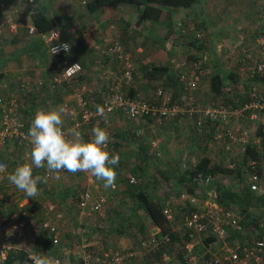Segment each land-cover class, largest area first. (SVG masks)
Returning <instances> with one entry per match:
<instances>
[{
    "label": "built area",
    "instance_id": "obj_1",
    "mask_svg": "<svg viewBox=\"0 0 264 264\" xmlns=\"http://www.w3.org/2000/svg\"><path fill=\"white\" fill-rule=\"evenodd\" d=\"M7 5V2L0 0V31L7 29L11 33H16L23 25L21 22L10 20L7 15ZM176 28H183L181 21L176 23ZM35 30L33 25H27L28 35L34 36ZM39 36L47 47L49 56L47 66L53 69L48 79L49 86L73 89L72 104L67 100L61 106L66 110L64 117L67 126L63 128L66 133L76 129L83 138L91 139L92 129L99 126L107 130L110 141H113L114 131L111 130L110 123L112 116L118 115L128 121L138 122L132 132L136 138H142L149 126L173 121L183 115L188 118L194 116L197 126L202 127L207 121L221 125L223 129L218 130V134L228 137L232 143L241 144L240 151L244 155L248 145V131L236 125L232 126L229 122L234 119L240 120L242 113L249 111L250 119L259 122L263 143L260 141L261 144L257 147L261 158L259 160L247 158L244 168L249 174L247 184L250 190L262 191L260 183L264 180V93L259 91L254 82L250 83L247 89L242 88L238 92L242 94L243 100L238 97L234 106L228 103L231 98L230 93L235 87L232 83L223 88L225 97L214 95L211 101L202 107L197 103L195 96V92L199 89L201 60L198 57L190 58L185 54L175 66V77L187 95L189 107L173 102L172 96L161 85L155 87L153 98L130 96L126 93V86L133 80L134 63L123 44L112 41L104 45L99 52L101 82L99 90L93 92L84 83H78V79L72 81L79 77L83 67L75 60L62 58L70 51L66 53L60 46L68 44L70 47V44L60 38L59 31L52 29L47 33H40ZM203 39L204 32L195 30L191 42L199 45ZM54 47L60 50L53 53ZM112 60L115 63L114 67L110 65ZM239 64L241 74L253 80L257 78L262 84L264 83V35L258 36L251 45L242 46ZM30 83V80L25 78L20 82L19 88L28 92L32 89ZM227 96L230 98L227 99ZM17 99L13 94L0 95V144L15 141L22 149L17 160L18 164H22L30 160L31 144L27 137L28 121L19 110ZM96 105L104 108L103 116L97 114ZM144 122H147V125ZM218 134L216 138L221 136ZM148 145L154 150L156 157L161 155L157 139L150 138ZM199 161L200 159L195 156L187 157L185 154L180 162L182 171L187 175L177 195L182 210L180 216L176 218L169 205L164 206L163 209L167 220L172 222L170 227L174 234V242L171 235L162 233L159 227L148 236L141 238L138 247L132 249L108 246L95 248L84 239L77 264H143L140 259L142 253L159 251L171 243L180 252L185 264L201 262L264 264V219L257 228H245L242 224L243 213L240 208L218 201V183L221 179L204 171L190 173ZM33 174L44 177V181H47L59 172L48 171L45 167ZM126 179L129 185H137L138 180L135 175L128 174ZM90 182L92 183V180ZM104 202L105 199L101 195L94 199L89 189L80 190L78 193L79 210L87 215L98 213ZM62 217L60 212L56 213V218ZM41 235L51 236L55 247L64 233L58 227L56 220L41 219L30 212L20 210L14 215L4 217L0 221L1 264H6L5 261L10 254L13 257L17 255L14 253L24 254V257L13 259V264H32L28 259L29 252L44 253L61 259L48 250L40 249L41 244L38 239Z\"/></svg>",
    "mask_w": 264,
    "mask_h": 264
},
{
    "label": "crops",
    "instance_id": "obj_2",
    "mask_svg": "<svg viewBox=\"0 0 264 264\" xmlns=\"http://www.w3.org/2000/svg\"><path fill=\"white\" fill-rule=\"evenodd\" d=\"M10 1L13 4L15 2L16 6L19 5V3L22 4L21 8L18 10L19 15L12 18L14 19L12 21L21 22L22 25L23 23L30 25V10L27 4L23 3V0ZM39 2L45 4V6L57 16L56 25L53 28L59 31L61 39L69 41L73 58H75V50H78V58L84 68L80 82L84 83L88 89L93 92L100 88L101 81L99 76L101 71L98 61H100L99 52L101 48L112 41H119L123 44L126 51L129 52L135 67L133 80L126 86V93L128 95H140L145 98H153L154 87L158 85L164 87L165 90L170 89V91L176 92V90H173V85L177 82L175 79V66L176 62L185 54L189 57H198L201 60L202 67L199 88L203 87V83L207 80L206 85L209 92L216 95L212 89L213 80L211 79L212 76L217 74L220 75V88L223 89L227 84L234 83L236 88L234 87V90L230 93L231 98L228 102L231 105L236 103L238 97H240V100H243L242 94L240 95L238 92L243 86L247 89L252 82L258 86L261 93H264V83L262 84L257 78L253 80L241 74L239 64L242 46H249L258 36L264 35V0H198L196 4L188 8L165 9L156 21L140 19V9L131 4L119 3L104 6L94 12H90L87 10L86 0H40ZM23 6L24 10H22ZM21 15L25 17V22L17 19V17L19 18ZM178 21L184 23V26L182 24L183 28H176V23ZM4 30L8 31L7 29ZM193 30H201L204 32V39L199 45H195V43L192 44L191 42L194 33ZM26 34V32L20 31L19 28L16 33H11L12 38H10L11 40L9 41L18 46L12 54L14 57L18 58V62H20L22 58H25L31 59L30 63L33 64L31 66L32 71L30 72H27L28 70L22 67L16 68L15 72L12 71V75L15 77L17 74L22 76L23 74L26 75L29 73L31 74V79H36L30 83L32 90L33 87L37 89L36 92L28 91V93L31 94L28 99H23V97L17 99L19 110L29 123L27 125H31V120L38 108H59L62 106L61 104L63 101L72 100V92L69 91V89L67 90L60 87L61 90L56 92V94L59 93L60 95L51 98V91H49L45 83L43 84L48 69L46 61L49 58L47 48L45 47L46 45L41 40L35 41L36 38L27 36ZM3 36H5V34ZM23 44H25L28 50L26 48H20ZM3 64L4 63L0 61V74L2 73V76H0V83L3 81L2 77H4L5 72L11 69H6V64H4L5 67H3ZM110 65L114 67L115 63L113 60ZM151 66L164 68L165 72L150 79L144 75V71L146 67ZM26 77L29 78V76ZM8 90L11 89L9 88ZM14 92L18 94L23 91L19 86H16L13 92L9 91V93L6 92V94H13ZM208 96H210V94ZM248 112L245 113L248 114ZM65 119L66 118L63 116V128L67 126ZM111 122L117 146L114 150L112 149V152L115 151V153L120 154V160L129 163V165L133 167L134 162L124 160L126 154L122 155L128 152V150H125L124 147L120 150V141L122 142V139L126 138L127 130L130 129L131 124L125 122V120L118 115L112 116ZM207 124L208 125H204V127L201 128L203 132L202 134L200 133L201 138H212L213 136V138H216L219 132L216 127L218 123L207 121ZM229 124L232 126H243L241 128L246 127L248 132H251L253 138L249 143H254L256 147L260 146L262 133L257 120L250 119L248 115L242 116L240 120H231ZM222 137L227 142L229 141L228 137H224L223 135ZM13 142L15 143V141ZM198 143L200 144L201 141H198ZM232 144L237 150L238 147L240 148L241 146L239 143ZM7 147V144L4 145V147H1L0 144V162H4L8 166L10 172L17 164L9 160L11 157L9 148ZM129 151L131 156L135 155L133 150ZM179 152L182 153L183 151L177 150L175 156L178 155ZM165 153L168 155V146L165 148ZM184 154L183 152L181 157L184 156ZM142 160H145L143 161V167H145L147 160L144 158ZM175 160L177 167L179 159L177 160L175 158ZM171 162L172 160L168 159L167 156V159L164 160L161 165L165 168L169 166ZM135 163L137 165V162ZM118 165L120 167L121 164ZM114 168L117 169L118 166H114ZM179 173L182 174L183 179H179L174 183H172V181L165 182L164 188L155 194L159 200L163 201L166 205H168V201H175L176 210L173 211V215L176 216V218L182 213L178 204L177 195L183 183L186 181V178H184L186 175L184 171H179ZM140 177L143 178L142 175H140ZM146 178L147 181L144 182L145 186L150 184L148 182V177ZM77 181L78 180L70 182L72 184L68 182L66 185L64 184L62 188L59 186L61 182L59 179L51 180V182H49V180H47V182H41L38 184V195L33 198L27 197L25 193L16 189L14 185L8 183L6 178L1 180L0 221L6 216L18 213L20 210L30 212L35 216L38 215V210H40L41 215L43 214L46 218H49V216L52 217V214H50L52 212L49 208L55 207L56 203L64 207L63 212H60L62 216L66 213L68 217H71L70 214H73V208L78 216L85 217L83 215L86 214L79 210L77 202L75 201L74 189L78 186H83L84 188L90 185L91 182H89V184L88 180H83L82 177L78 182ZM93 181L95 184H91L92 186H89V188L92 189L94 196H98L97 193L104 194L99 190V186L97 185L100 180L94 178ZM66 186H68V188ZM93 187L95 189H93ZM48 188H51V192ZM44 191L48 193V195L45 196ZM113 191L114 192L111 194H119L121 188L118 187V192L116 190ZM109 195L110 194L107 193L106 197L101 195L104 197L105 203L108 202ZM127 195L126 200L129 201V204L128 208L126 207V210L128 209L126 213L123 208L105 213L104 217L109 221L113 220L111 224L115 228H107V226H105L103 229L102 225H100L99 229L96 226L87 227L89 232L84 233L79 227H74V225H77V222H75L74 225L70 224L72 226L70 228L68 224V228H62L64 236L62 235L63 237L59 238L58 244L55 245V247L53 246L51 254L60 256L62 262L66 260L68 264H77L81 256L82 246H84V239H86L87 243L91 244V247L95 248L101 246L121 247L126 249L138 247L139 240L148 236L156 227L144 213H141V211H134L135 205L133 200L135 197L132 190L127 192ZM40 196L44 198V200H39ZM44 196L48 199H45ZM118 198L120 204L124 196L120 193ZM105 203L102 204V208L97 214L103 211L105 208L104 206H108V204L105 205ZM55 217L56 213L53 215V218ZM138 217H143L145 219V225L142 224V220L140 222L134 221V219ZM169 223L172 224V222ZM102 232L106 233L109 239L108 241L105 237L101 239L99 234ZM143 232L145 233L143 234ZM141 234L144 236L142 235L143 237L138 240L137 237ZM135 235H137V237ZM133 236L136 237L135 240H132ZM174 240L175 238L173 242ZM104 241L105 244H103ZM172 250H174V254ZM146 254L152 255L154 258L151 259L149 257V260L144 258V264H154L157 263V261L161 262V260L166 264V261L170 260L172 256L178 257L181 263L185 264L182 255L178 252L173 243L162 247L156 252L150 251L142 253V255ZM8 260L9 258L5 261L6 264H9ZM1 263L2 262H0V264ZM10 264H13L12 261Z\"/></svg>",
    "mask_w": 264,
    "mask_h": 264
},
{
    "label": "rangeland",
    "instance_id": "obj_3",
    "mask_svg": "<svg viewBox=\"0 0 264 264\" xmlns=\"http://www.w3.org/2000/svg\"><path fill=\"white\" fill-rule=\"evenodd\" d=\"M21 6H22V4H20V3H19V5L16 6L15 2L13 4L11 1H9V5L7 6L8 7L7 8V14L9 15L10 20H14L12 18H15L17 15H19L18 10H19V8H21ZM25 9H26V7H25ZM22 10H24V6H23ZM17 19H18V17H17ZM20 31L25 32V29L23 27H20ZM0 32H1L0 33V61H2L4 64H6V67L3 64L4 65L3 67H5L6 69L11 68V69H9L10 71L5 72L4 77H2L3 81H1V83H0V95H1V94H6V92L9 93V91L13 92L15 90V87L19 84V82H21L23 79L27 78L26 76H29L28 80H30V82H33V80L35 81L36 79L35 78L31 79L32 77H31V74H29V73H27L26 75L23 74L22 76L20 74H17L16 77L12 75L13 74L12 71L15 72L16 68H18V67L26 68L28 70L27 72L32 71L31 66L33 64L30 63L31 59H25V58H22L21 61L18 62V58L14 57L12 55L14 53V51L18 48V46H16L15 43H11L9 41V40H11L10 38H12L11 32H8L5 30H2ZM4 34H5V36H3ZM9 55H10V57H9ZM206 82H207V80L205 81V83H203V87H200L195 92L197 103L199 105H201L202 107L206 106L207 103H209V101H211L212 96H214V94L209 92L207 85H206ZM155 87H154V90H155ZM9 88L11 90H8ZM31 88H32V86H31ZM179 88H178V83L176 82L173 85V90H176V92H172V91H170V89L166 90V91L169 92V94L172 96L173 102H176L179 104H184L185 107H189L190 105L187 103L186 93L184 92L183 89H181V88L179 89ZM243 89H246V88L243 86ZM31 90H29V91L31 92ZM36 90L37 89H35L33 87L32 91L36 92ZM22 91L23 92H20L18 94L16 92H14L13 94L17 98L23 97V99H28L31 94L26 92L25 90H22ZM209 94H210V96H208ZM94 95H97V94L94 93ZM228 98H230V96H227V99ZM242 114H243V116L249 115V114H246L245 112H243ZM211 122H213V121H211ZM144 123H145V125H147V122H144ZM205 125H208L207 122ZM216 127L218 130H221V131L223 129V127L219 124L216 125ZM241 127H243V126H241ZM111 128H112V130H114L113 127H111ZM244 128L246 129V127H244ZM200 133L202 134L203 132L199 128H197L194 116L191 118H188V117L183 115V116H181V117H179L173 121H165V122L160 123V124H154L151 127L149 126V128H147L144 136L140 139H133L132 140V138L129 137V139H127L128 144L125 146V149L128 150V152H126V158L124 160L133 161L134 166L131 167L129 165V163H127L123 160H120L119 161L120 162L119 164H121L120 167H119V165H116V166H118V168L117 169L115 168V171L117 174L116 180H115V187L114 188L109 187V188L105 189L103 187V181H98L99 183L97 184L99 186V190L104 193V194L97 193L98 196H99V194H101L104 197H106V193L110 194L108 196V202L107 203L104 202L105 205L108 204V206L107 207L104 206L105 208L103 209V211L100 214L95 213L92 215H87L85 213L86 215H83L85 217L78 216L72 208L73 214L72 215L70 214L71 217H68V215L66 213H64L62 218L56 219V217L53 218V215L55 213L63 212V210H64V207H62L60 204L56 203L55 207L49 208L52 212V213H50V214H52V217L49 216V218H52V220L56 219L57 223L59 225V228L61 230H62V228H66V227L68 228V224H69V228L72 227L70 224L74 225L75 222H77V225L76 226L74 225V227L75 228L79 227V229L83 230L84 233L89 232V229L87 227L96 226L99 229L100 225H102L103 229L105 228V226H107V228H110V227L115 228L111 224L113 220L109 221L104 216H105L106 212L109 213L111 210L123 208V209H125V213L128 210V209L126 210V207L128 208V204H129V201L126 200L127 196H128L127 192H130L132 190V188L129 187V185L127 184V181H126L127 180L126 176L128 174H133L136 177L138 176L139 179H138L137 185L138 184L144 185V182L147 181L146 177H148V182L150 183L149 185H146L148 192H150L151 194H157L158 191L160 192V190H162L164 188L165 182L172 181V183H174L175 181H177L181 178L182 174H180L179 171H182L180 162H181V159L183 158V156L181 157L183 152L186 154L187 157L191 156V155L195 156L198 159H202V158L207 157V158H209L211 164H213L215 166H222L225 168H227V167L233 168L234 164L238 166L239 164L243 163V161L245 162L244 155L240 151L241 146H240V148L238 147V150H237V149H235L232 142L230 140L227 142L222 137V135L217 137V138H213L214 136L212 138H201ZM196 137H197V140H196ZM150 138H154V139H157L159 141V150L161 153V155L159 157H156L154 155V150L149 148L148 140ZM247 140H248L247 144H250L249 143L250 140H253L250 131L248 132ZM198 141H201V143L199 144ZM6 144L8 145L7 148H9L10 157H11L9 160H11L12 162H14L18 165L17 160H19L18 159L19 154H21L22 149L20 147L18 148L17 143L16 142L14 143L13 141H9V143H6ZM6 144L5 143L1 144V147H4V145H6ZM251 144H254V143H251ZM167 146H168V155L165 153V148ZM161 147H162V149H161ZM129 150H133L135 155L131 156ZM177 150H182L183 152L182 153L179 152V154L175 156V152ZM167 156H168V159L172 160V162L170 163L169 166L164 168L161 164L164 162V160L167 159ZM143 158L147 160V163H145V165H146L145 167H143V161H145V160H142ZM175 158L177 160L179 159L177 167H176ZM1 160H5V159H1ZM135 162H137V165ZM28 163H30V160L28 161ZM245 164L246 163H243L241 165H245ZM36 169H38V168L33 167L34 172ZM160 173H164L165 176H167V178H164L162 176V174H160ZM184 173H186V172H184ZM140 175H142L143 178L140 177ZM217 176H218V178L221 179V182L224 185L226 184V186H228L229 184H233V185L237 184L236 183L237 180H236V178H234V174L231 175V174L219 173V174H217ZM81 177L83 180L87 179L88 183L90 182V180H92L91 184H93V185L95 184V183H93L94 182L93 179L95 177H93L90 173L77 172L76 174H73V173H69L67 171H60L59 174L56 175L55 177L51 178L49 180V182H51V180H54V179L55 180L59 179V181H61L59 186L62 188V186L64 184L66 185V183H68V182H69V184H72L70 182H75L76 180L79 181V179ZM100 182H101V184H100ZM117 183H119V184H117ZM91 184L86 186L87 188L86 187H84V188L89 189L93 195V198L95 199L97 196L95 197L93 192H92V189L89 188V186H92ZM260 186H261V188L264 189V180L261 181ZM66 187L68 188V186H66ZM118 187L121 188V191H119V192L121 193V195L124 196V199L122 198V200L124 202L122 201L120 204H119V198H118V195L120 193L119 194L117 193L116 195L111 194L114 192L113 190H116L118 192ZM81 188H83V186H79V189H81ZM48 189L51 192V188H48ZM93 189H95V188L93 187ZM122 189H124L125 191ZM44 195L46 196V195H48V193L45 192ZM45 199H48V198L45 197ZM39 200H44V198H42L40 196ZM168 205L167 206L172 211L176 210L175 201L174 202L168 201ZM164 206H166V204ZM101 208H102V206H101ZM37 217H39L41 219L46 218L45 215H43V214L41 215L40 210H38ZM141 220L143 221L142 224L145 225V219L143 217H138V218L134 219V221H137V222H140ZM118 226H119V223H118ZM71 230H72V228H71ZM144 233L145 232H143V234ZM263 233H264V230H263ZM143 234H141L138 237H137V235H135V236L139 240L141 237L144 236ZM99 235L101 236V239L105 237L107 241L109 240L108 237L106 236L105 232H102ZM135 236L132 237V240L136 239ZM105 241H104V243L103 242L102 243L105 244ZM108 247L111 248V246H108ZM167 248H166V250H167ZM172 251L174 254V250H172ZM167 252H169V251H167ZM149 257L151 259L154 258V256H152L150 254L141 255L140 256L141 262L144 264L143 259L145 258V259L149 260ZM154 264H164V261H162V260H161V262L157 261V263H154ZM166 264H182V263L178 259V257L172 256V257H170V260L166 261Z\"/></svg>",
    "mask_w": 264,
    "mask_h": 264
},
{
    "label": "trees",
    "instance_id": "obj_4",
    "mask_svg": "<svg viewBox=\"0 0 264 264\" xmlns=\"http://www.w3.org/2000/svg\"><path fill=\"white\" fill-rule=\"evenodd\" d=\"M4 1L7 2L8 4L10 0H4ZM39 1L40 0H32V1L23 0V3L27 4L30 10V14H29L30 23L36 29L34 36H31L28 34L26 35L36 38L35 41L41 40L39 36L40 33H47L50 30L54 29L53 27L56 25V17H57L55 14H53V12L49 8L45 6V4ZM197 2L198 0H86V7L88 11L94 12L104 6H109V5L119 4V3L131 4V5H135L136 7L140 9V15H139L140 19L156 21L160 17L162 11L165 9L188 8L192 6L193 4H196ZM18 20L22 22L26 21L25 17L22 15L19 16ZM181 23L184 26V23L183 22ZM27 25L28 24L23 23L25 32L27 31ZM20 48L25 49L26 48L25 44H23ZM26 49L28 50V48ZM74 55H75V58L72 57L71 45H70V52L67 55L62 56V58L64 60H68V59L75 60L82 65L81 61L78 58L79 52L77 49L75 50ZM48 62H49V58L46 61V66L48 65ZM177 62H176V65H177ZM52 70L53 69L51 68V66H48V69L46 72V79L45 81H43V84L45 83L49 91H51L50 93L51 98H55L56 96L60 95L59 93L56 94V92L60 91L61 88L60 87L51 88L49 86L48 79H49V75L52 72ZM83 72H84V68L81 74L79 75V77L72 79V81H76L78 79V83H81L80 78L82 77ZM164 72H165L164 68H158L156 66L155 67L151 66V67L145 68L144 75L151 79ZM0 76H2V73L0 74ZM219 77L220 75L218 74L215 76H212V79H211L213 80L212 89L214 90L217 96L221 95L225 97L226 95L224 94L223 89L220 88L221 80ZM18 86L20 87V82L17 85V87ZM179 87L181 88V86ZM69 91L73 92V89H69ZM67 102L69 104H72L73 99ZM234 105L235 104H232V106ZM123 119L125 120V122H128V124H131V126H130V129L127 130L126 138L122 139V142L120 141V147H121L120 150H122L123 147L125 149V146L128 144L127 139H129V137H131L132 140L140 139V138H136L132 132L133 128L136 125H138V122L128 121L125 118ZM27 127L29 129L30 125H28ZM111 127H112V122L110 123V128ZM203 127L204 126L202 127L197 126V128H199L200 130ZM83 139H85L86 141L88 140L87 138H83ZM261 142L263 143V140ZM116 147L117 146H116V141H115V136H114V140L109 142V146L107 150L110 153H115V151L112 152V149L114 150ZM259 152H260L259 149L254 144H250V145L248 144L244 152L245 162L243 161V163H246L247 158L249 157L255 160H259L261 158ZM124 154L126 153H123L122 155ZM119 157H120V154H119ZM241 164H239L238 166L234 165L235 167L233 168H229V167L225 168L222 166H215L211 164L209 158L206 157V158L200 159L196 168L190 171V173H194L196 171H204V172H207L213 175H217L219 173L231 174V175L234 174V178H236L237 180L236 185L229 184L228 186H226V184L224 185L222 182L218 183V190H219L218 201L226 205H235L239 207L241 212L244 214V217L242 219L243 226L248 229L257 228L259 227L260 223L264 219V189L262 188L261 192L250 190L247 184L248 175H249L248 171L247 169L244 168L245 165H241ZM39 169L40 168L36 169L35 171L37 172V170ZM160 174H162L164 178H167V176H165L164 173H160ZM186 176L187 175H185L184 178H186ZM138 179L139 178L137 176V180ZM180 179H183V177L181 176ZM129 187L132 188V192L134 193V197H135V199L133 200V203L135 205L134 211L136 212L141 211V213H144L150 219V221L155 227H159L162 233H169L172 239H174V234L171 232L170 223L167 220L163 212V209H164L163 202L159 200V198L155 194H151L150 192H148L147 187L145 185H142V184L141 185L138 184L135 186L129 185ZM84 189L86 188H81L80 190H84ZM80 190H79V186L74 189V198L76 202L78 201V193ZM38 240H39V243L41 244L40 246L41 250H48L49 252L52 251L53 242H52L51 236L41 235ZM17 257L22 258L24 257V254L19 253L15 255L14 257L12 254H10L8 263L10 264L11 261H13V259H17ZM200 264H204V263L201 262Z\"/></svg>",
    "mask_w": 264,
    "mask_h": 264
},
{
    "label": "clouds",
    "instance_id": "obj_5",
    "mask_svg": "<svg viewBox=\"0 0 264 264\" xmlns=\"http://www.w3.org/2000/svg\"><path fill=\"white\" fill-rule=\"evenodd\" d=\"M60 47L67 53L68 44ZM60 49L54 47L53 53ZM65 109L62 107L38 108L31 120L27 137L31 144L30 163L18 164L9 172L8 166L0 162V179H5L27 197L38 195V184L45 178L33 174V167L47 168L48 171L69 173H90L97 180L103 181L105 189L115 187L116 171L114 166L119 164V154L107 150L110 141L106 129L95 126L92 136L84 140L81 133L73 129L70 133L63 130ZM97 114L104 115V108L96 105ZM32 264H68L65 260L44 253H28Z\"/></svg>",
    "mask_w": 264,
    "mask_h": 264
}]
</instances>
